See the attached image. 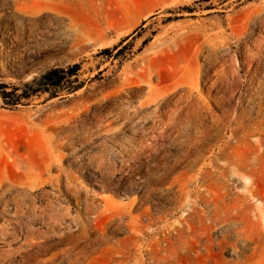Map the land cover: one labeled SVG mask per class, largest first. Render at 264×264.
Returning a JSON list of instances; mask_svg holds the SVG:
<instances>
[{"label": "rangeland", "instance_id": "374dc122", "mask_svg": "<svg viewBox=\"0 0 264 264\" xmlns=\"http://www.w3.org/2000/svg\"><path fill=\"white\" fill-rule=\"evenodd\" d=\"M15 9L0 0V83L20 88L79 64L82 88L13 108L0 98V264H118L129 249L124 224L170 210L181 174L227 148L257 168L254 188L264 198V0L49 2L29 22ZM255 9L262 22L246 24ZM71 25L84 30L81 43ZM218 27L226 44L193 83L201 114L194 142L178 118L149 131L150 108H139L148 84L170 94L188 68L214 53L201 44ZM138 143L141 154H125ZM157 153L166 164L153 169ZM161 174L159 184L148 182ZM133 199L135 210L112 216ZM258 206L247 200L246 219L212 232L207 249L197 248L196 231L192 251L162 255L159 264H264V210L260 220L250 215Z\"/></svg>", "mask_w": 264, "mask_h": 264}, {"label": "bare ground", "instance_id": "6f19581e", "mask_svg": "<svg viewBox=\"0 0 264 264\" xmlns=\"http://www.w3.org/2000/svg\"><path fill=\"white\" fill-rule=\"evenodd\" d=\"M10 1L16 6L18 18L24 22L34 18L39 8L49 2L62 5L71 3V0ZM262 18L263 12L255 9L246 15L245 23L258 25L262 22ZM71 30L74 41L81 43L86 36L84 30L75 25H71ZM224 33L225 30L218 27L213 30L211 36L202 39L203 48L212 49L214 53L205 65L197 64L194 68H188L176 82L175 88L169 92L170 94L163 97L154 86L148 84V96L140 102L139 108H150L148 115L152 117V123L148 128L149 131H153L166 119L178 118L185 123L188 134L186 141L194 142L195 137L192 134L195 133L194 129H197L201 114L197 97L192 96L193 83L198 81L201 74L216 65L218 47L224 46L228 38L224 37ZM19 40L20 38L15 37L11 47L16 46V41ZM177 104L181 106L173 110L172 107ZM172 114L174 117L171 116ZM260 126L258 128H261ZM258 142L261 146L262 137H259ZM139 148L138 143L134 146L135 152L133 149H126L124 152L126 155L131 152L141 154ZM195 151L196 149L191 150L190 153L193 154ZM154 162L153 169L161 168L162 164H166L165 157L161 153H157ZM194 164L195 169H192L191 173L181 174V182L177 184L173 207L170 210L158 211L156 214L143 212L124 224L128 230L129 249L123 252L118 264H159L162 255L172 256L182 251H192L191 236L196 231L199 232L200 238L196 243L197 248L207 249L212 244V232H221V229L234 226L237 222L246 219L249 212H245V206L250 198L259 199V206L254 208L250 215L253 219L260 220L264 210V198L255 192L257 168L254 164L242 161L237 154L228 151V148L218 153L214 159L209 158L201 162L200 158H197ZM163 176L164 174H161L158 179L150 178L148 182L159 184ZM238 184L241 186L239 187ZM173 185L175 184L172 183L170 186ZM229 185L235 188L231 197H229L231 190ZM136 203L137 201L133 199L129 204H119L112 216L128 214L130 210H135ZM22 212V206L16 204L14 214L18 216ZM150 230L152 238L148 235ZM4 237L5 235L0 232V238L4 239Z\"/></svg>", "mask_w": 264, "mask_h": 264}, {"label": "trees", "instance_id": "16d2710c", "mask_svg": "<svg viewBox=\"0 0 264 264\" xmlns=\"http://www.w3.org/2000/svg\"><path fill=\"white\" fill-rule=\"evenodd\" d=\"M104 52H107V50ZM79 70V64H73L66 68H52L39 77L24 83L20 88L0 83V98L3 105L13 108L20 104L22 99L28 100L43 94H48V99H51L65 89L68 92H76L82 88V84L78 83L77 79ZM73 83L76 84L72 85ZM8 88H11V90L7 91ZM18 90L21 91L19 94L16 93Z\"/></svg>", "mask_w": 264, "mask_h": 264}]
</instances>
